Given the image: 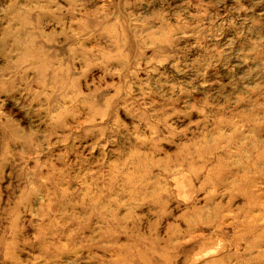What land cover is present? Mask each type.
Instances as JSON below:
<instances>
[{"label":"rangeland","instance_id":"rangeland-1","mask_svg":"<svg viewBox=\"0 0 264 264\" xmlns=\"http://www.w3.org/2000/svg\"><path fill=\"white\" fill-rule=\"evenodd\" d=\"M0 264H264V0H0Z\"/></svg>","mask_w":264,"mask_h":264}]
</instances>
